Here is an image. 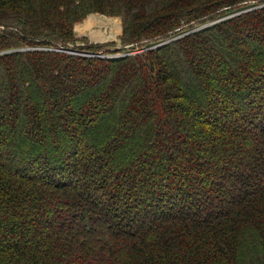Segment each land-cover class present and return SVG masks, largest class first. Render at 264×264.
<instances>
[{
  "label": "trees",
  "instance_id": "1",
  "mask_svg": "<svg viewBox=\"0 0 264 264\" xmlns=\"http://www.w3.org/2000/svg\"><path fill=\"white\" fill-rule=\"evenodd\" d=\"M0 264H264V0H0Z\"/></svg>",
  "mask_w": 264,
  "mask_h": 264
},
{
  "label": "rangeland",
  "instance_id": "2",
  "mask_svg": "<svg viewBox=\"0 0 264 264\" xmlns=\"http://www.w3.org/2000/svg\"><path fill=\"white\" fill-rule=\"evenodd\" d=\"M88 20L97 23L92 30L89 28ZM74 32L78 41L67 49L73 54L89 56L88 53H93L97 57H113L123 55L125 49L129 47V45L124 46L120 39L123 33V20L119 16H109L100 12L90 13L75 24ZM96 44L103 45L100 51L86 49V47ZM49 49L61 50V48L54 47Z\"/></svg>",
  "mask_w": 264,
  "mask_h": 264
},
{
  "label": "bare ground",
  "instance_id": "3",
  "mask_svg": "<svg viewBox=\"0 0 264 264\" xmlns=\"http://www.w3.org/2000/svg\"><path fill=\"white\" fill-rule=\"evenodd\" d=\"M88 24H89L90 30H92L97 25V23H93V22H90V21L88 22Z\"/></svg>",
  "mask_w": 264,
  "mask_h": 264
},
{
  "label": "built area",
  "instance_id": "4",
  "mask_svg": "<svg viewBox=\"0 0 264 264\" xmlns=\"http://www.w3.org/2000/svg\"><path fill=\"white\" fill-rule=\"evenodd\" d=\"M89 56H94L93 53H88Z\"/></svg>",
  "mask_w": 264,
  "mask_h": 264
}]
</instances>
